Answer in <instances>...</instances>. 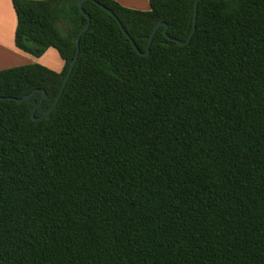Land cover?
<instances>
[{
    "label": "trees",
    "instance_id": "obj_1",
    "mask_svg": "<svg viewBox=\"0 0 264 264\" xmlns=\"http://www.w3.org/2000/svg\"><path fill=\"white\" fill-rule=\"evenodd\" d=\"M80 1L12 0L0 264H264V0Z\"/></svg>",
    "mask_w": 264,
    "mask_h": 264
},
{
    "label": "crops",
    "instance_id": "obj_2",
    "mask_svg": "<svg viewBox=\"0 0 264 264\" xmlns=\"http://www.w3.org/2000/svg\"><path fill=\"white\" fill-rule=\"evenodd\" d=\"M122 5L135 9H146L149 0H116ZM17 26V15L13 7L12 0H0V69L30 64L40 63L55 71H61L64 67V60L59 55L55 47H50L44 54L36 57L30 53L20 50L14 40L15 30ZM45 56H48L44 60ZM59 56L60 59L54 61V66H51L49 57Z\"/></svg>",
    "mask_w": 264,
    "mask_h": 264
},
{
    "label": "water",
    "instance_id": "obj_3",
    "mask_svg": "<svg viewBox=\"0 0 264 264\" xmlns=\"http://www.w3.org/2000/svg\"><path fill=\"white\" fill-rule=\"evenodd\" d=\"M85 0H81L80 1V3H79V5H80V8H81V11L83 12V13H85V10H84V8H83V2H84ZM97 2V1H96ZM198 2H199V0H196V12H195V17H194V23H196V14H197V6H198ZM103 9H105V10H107L110 14H112L114 17H115V19L119 22V25H120V28H121V30L124 32V34L127 36V37H129L130 39H131V42H132V44H133V46H134V48L139 52V53H142V54H148L149 52H150V44H151V42H152V39H153V37H154V34H155V32L157 31V29L161 26V25H165V28H164V34H165V36L170 40V41H175V42H177V43H179V44H187L190 40H191V38H192V36H193V34H194V31H195V27H194V29H193V31L191 32V34L189 35V37L187 38V39H185V40H180V39H176V38H171L169 35H168V32H167V30H168V25L166 24V23H164V22H159V23H157V25L154 27V29H153V32H152V34H151V37H150V40H149V42H148V45H147V50H146V52H141L140 51V49L138 48V46L136 45V43H135V41L130 37V34L127 32V30L124 28V26H123V24L121 23V21L118 19V17L113 13V11L111 10V9H109V8H107L105 5H103V4H101V3H99V2H97ZM86 17H87V22L84 24V26L82 27V29L80 30V32H79V34H78V37H77V41H76V47H77V53H76V56H75V58L73 59V61H72V63H71V65H70V67H69V69H68V71H67V74H66V76H65V79H64V82H63V85H62V88H61V90H60V93H59V95H58V97H57V99H56V101L54 102V104L50 107V108H48L41 116H36L35 115V112H36V110H37V108H38V105H35V107L32 109V113H31V115H32V118L33 119H35V120H38V119H40V118H42V117H44L46 114H48L56 105H57V103H58V101H59V99H60V97H61V95H62V93H63V91H64V88H65V86H66V84H67V82H68V80H69V78H70V76H71V74H72V71H73V69H74V66H75V64H76V61H77V58H78V53H79V45H80V38H81V35L89 28V25H90V22H91V17H90V15L88 14V13H86ZM34 92H35V90L34 91H32V92H30V93H28V94H26V95H24L23 97H20V98H14L15 100H17V101H23L24 99H28V98H30L33 94H34ZM46 96V93H45V91H44V95H43V97H45ZM10 98H13V97H10Z\"/></svg>",
    "mask_w": 264,
    "mask_h": 264
},
{
    "label": "rangeland",
    "instance_id": "obj_4",
    "mask_svg": "<svg viewBox=\"0 0 264 264\" xmlns=\"http://www.w3.org/2000/svg\"><path fill=\"white\" fill-rule=\"evenodd\" d=\"M150 8V6L148 5V7L146 8V9H141V10H148ZM48 56H45V58H44V60H46V58H47ZM58 57V59H60V61H61V58H59V56H57ZM57 57H52V56H50L49 58V62H50V64H51V66H56V65H54V61L57 59Z\"/></svg>",
    "mask_w": 264,
    "mask_h": 264
}]
</instances>
